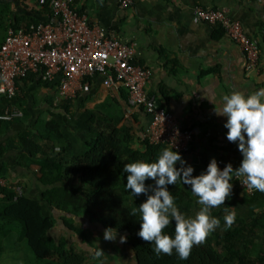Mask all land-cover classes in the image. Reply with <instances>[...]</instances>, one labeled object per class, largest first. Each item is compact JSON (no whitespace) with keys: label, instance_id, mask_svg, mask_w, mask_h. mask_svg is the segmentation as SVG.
Masks as SVG:
<instances>
[{"label":"crops","instance_id":"1","mask_svg":"<svg viewBox=\"0 0 264 264\" xmlns=\"http://www.w3.org/2000/svg\"><path fill=\"white\" fill-rule=\"evenodd\" d=\"M196 6L225 9L241 25L246 36L258 42L257 73L246 70L244 53L218 26L195 18ZM73 7L90 25L112 32L123 43H134V61L150 71L144 87L146 93L157 97L179 127L192 132L190 152L181 157L193 166V176L205 170L213 157L220 162V169L226 163H231L234 169L239 166L241 153L236 144L225 137L226 118L215 115L214 108L222 105L223 95L234 90L249 95L264 89V0H133L127 8L120 6V0H73ZM50 14L38 0H0V44L9 23L20 28L49 22ZM79 86L74 99L59 100L54 83L30 74L18 83L12 103L0 99V115L8 105L22 112L19 119L0 120V187L8 192L9 188L20 185L23 196L39 200L45 211L55 216L60 228L61 214L42 202L46 187L39 180L38 167L26 163L24 156L28 154L19 145V137L36 134L51 121L65 135L72 154L78 156L84 153V140L89 137L86 126L89 112L99 110L119 116L118 127L130 129L135 136V149L142 151L138 140L146 138L150 123L143 109L127 105L126 91L120 85L105 86L102 77L96 75L79 82ZM231 144L235 153L225 151ZM177 181L185 189L186 185ZM235 181L238 184L237 178ZM257 193L259 197L254 202L242 194L236 199L230 195L232 210L240 216L250 211L263 212L264 192ZM74 221L80 223L83 230L92 227L104 232L85 216L75 217ZM13 222L6 226L10 233L0 236V258L3 255L9 259L0 264H55L48 260L37 261L26 242L18 240L20 226ZM63 232L77 249L92 252V248L71 231L63 229ZM88 233L83 238L99 237Z\"/></svg>","mask_w":264,"mask_h":264},{"label":"trees","instance_id":"2","mask_svg":"<svg viewBox=\"0 0 264 264\" xmlns=\"http://www.w3.org/2000/svg\"><path fill=\"white\" fill-rule=\"evenodd\" d=\"M6 26L19 28L15 23ZM159 106L162 107L161 104ZM120 119L113 113L89 112L86 122L89 137L84 140V153L78 156L72 154L65 135L51 121L36 134H24L18 139L19 145L28 154L24 156L26 163L38 167L39 180L46 187L42 202L59 212L62 228L81 238L87 247L92 248V252L77 249L63 229L58 227L55 216L45 211L39 200L22 195L14 201L12 193L2 187L0 236L10 233L6 229L8 222L16 221L20 225L18 240L26 242L37 261L108 264L103 254L108 251L106 243L112 240L106 241L102 236L104 232L92 227L83 230V226L74 221L75 217L85 216L103 230L112 228L113 235L117 232L116 237L124 235L126 240L122 244L131 251L134 264H264V211H250L242 216L234 211L233 223L225 228L223 217L233 211L229 198H226L228 203L210 210V215L220 220V226L202 242L193 244L183 260L174 250L170 254L155 252L150 242L137 236L138 207L146 196L139 194L133 197L125 188L127 173L123 170L124 165L135 161L154 162L162 149L168 147L150 145L145 138L138 140L142 151L135 149V136L127 127H118ZM225 151L235 153L234 145L231 144ZM234 179L232 197L236 199L238 194H242L243 197L248 196L250 202L256 201L259 197L257 191L246 194ZM145 183L147 185L152 181L146 180ZM167 188L178 210L186 218L194 217L201 205L189 186L184 189L177 181ZM86 232L99 237L83 238ZM162 232L171 238L174 221H170Z\"/></svg>","mask_w":264,"mask_h":264},{"label":"built area","instance_id":"3","mask_svg":"<svg viewBox=\"0 0 264 264\" xmlns=\"http://www.w3.org/2000/svg\"><path fill=\"white\" fill-rule=\"evenodd\" d=\"M133 0H120L122 8ZM47 7L52 20L5 30L0 44V99L10 104L18 83L30 74H37L47 83H54L59 100H72L79 82L96 75L103 85H120L126 91V103L141 108L149 115L146 138L150 145H163L181 156L190 152L192 132L179 127L175 117L159 106L157 97L146 93L150 71L134 61V43L121 42L112 32L90 25L73 7V0H38ZM193 14L201 22L216 25L245 55L246 70L258 72V42L246 36L241 25L225 9L194 7ZM22 117L15 106L8 105L0 120ZM220 163V162H218ZM240 190L251 195L254 190L238 182ZM15 201L23 195L20 185L9 188Z\"/></svg>","mask_w":264,"mask_h":264},{"label":"clouds","instance_id":"4","mask_svg":"<svg viewBox=\"0 0 264 264\" xmlns=\"http://www.w3.org/2000/svg\"><path fill=\"white\" fill-rule=\"evenodd\" d=\"M222 105L214 108L217 116L225 117V137L236 144L242 159L235 169L226 163L222 169L213 157L199 175L193 176L194 168L181 157L178 151L164 148L154 162L135 161L124 165L125 188L134 196L144 194L146 199L139 207V230L137 236L150 242L157 253L170 254L173 250L183 260L193 244L220 226V220L210 215V210L224 205L230 199L233 178L249 190L264 192V89L245 95L232 91L221 97ZM179 165V167H177ZM151 180L152 183H145ZM177 180L189 186L197 203L201 205L194 217L186 218L174 203L168 185ZM230 207V206H226ZM235 219V212L224 215V227ZM174 221V233L170 238L162 229ZM112 228L103 233L105 240H115ZM126 237L120 235L119 242Z\"/></svg>","mask_w":264,"mask_h":264},{"label":"rangeland","instance_id":"5","mask_svg":"<svg viewBox=\"0 0 264 264\" xmlns=\"http://www.w3.org/2000/svg\"><path fill=\"white\" fill-rule=\"evenodd\" d=\"M16 224V226H20L18 222H13ZM18 234L15 232V235ZM87 237V236H85ZM109 241V240H106ZM115 241V242H114ZM119 242V237H116L115 240H112L111 242L107 243L108 246V251H105V253L103 255L104 260L106 261V263H110V264H134L133 262V256L131 251L128 248H123L122 243L120 244ZM125 247V246H124ZM8 262L9 259L6 258V256L4 257L2 255V257L0 258V262Z\"/></svg>","mask_w":264,"mask_h":264}]
</instances>
